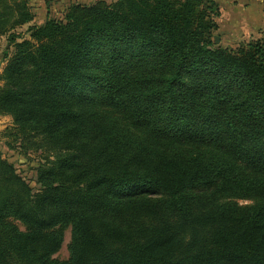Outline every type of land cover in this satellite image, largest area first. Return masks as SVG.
I'll return each mask as SVG.
<instances>
[{"label": "trees", "instance_id": "16d2710c", "mask_svg": "<svg viewBox=\"0 0 264 264\" xmlns=\"http://www.w3.org/2000/svg\"><path fill=\"white\" fill-rule=\"evenodd\" d=\"M32 8L0 0V115L40 155L34 189L0 153V264H264V37L215 44V0Z\"/></svg>", "mask_w": 264, "mask_h": 264}, {"label": "rangeland", "instance_id": "374dc122", "mask_svg": "<svg viewBox=\"0 0 264 264\" xmlns=\"http://www.w3.org/2000/svg\"><path fill=\"white\" fill-rule=\"evenodd\" d=\"M96 0H30V5H32V10L34 12V24L42 23L46 17L60 19L63 15V11L65 8L71 3H80V4H88L92 3ZM106 2H112L114 0H105ZM218 20V19H217ZM262 26V25H261ZM26 25L22 26L21 28L17 29V32L22 35L23 38H27V34L25 33ZM248 31V28H245ZM261 35L259 38L264 37V28L262 29ZM219 37V35H216ZM255 37L257 35H250L244 39L242 43H246L249 38ZM253 37V38H254ZM225 35L219 37V44L223 47L236 49L238 46H230L228 37L225 39ZM249 41V40H248ZM6 40L5 37L0 38V75L3 69L5 62L1 59V54L3 49L5 48ZM2 81L0 80V85ZM13 123L9 116L7 115H0V153L2 154L3 158H6L8 161L12 162L16 167L17 171L26 179L31 187L34 189L36 188V184L34 182V170L33 167L36 165L38 158L40 157L39 153H29V155H23L19 152V150L15 148H10L9 144L12 142V137L9 135L12 133ZM17 144V143H16ZM10 145H14L11 143ZM18 145V144H17ZM241 203H246L247 201H240ZM20 229H23L21 225H19ZM69 241V229L64 231V237L62 245L57 253L53 255L54 258L59 260H65L68 257L67 252V243Z\"/></svg>", "mask_w": 264, "mask_h": 264}, {"label": "crops", "instance_id": "0c3cea01", "mask_svg": "<svg viewBox=\"0 0 264 264\" xmlns=\"http://www.w3.org/2000/svg\"><path fill=\"white\" fill-rule=\"evenodd\" d=\"M215 1L220 7V17L217 20L219 37H228L231 47L243 42L250 35L257 36L248 40L259 38L264 28V0Z\"/></svg>", "mask_w": 264, "mask_h": 264}, {"label": "water", "instance_id": "95a60500", "mask_svg": "<svg viewBox=\"0 0 264 264\" xmlns=\"http://www.w3.org/2000/svg\"><path fill=\"white\" fill-rule=\"evenodd\" d=\"M213 40H214V43H215V44H218V42H219V37L215 35V36L213 37Z\"/></svg>", "mask_w": 264, "mask_h": 264}]
</instances>
